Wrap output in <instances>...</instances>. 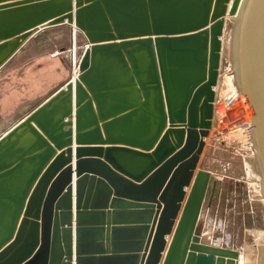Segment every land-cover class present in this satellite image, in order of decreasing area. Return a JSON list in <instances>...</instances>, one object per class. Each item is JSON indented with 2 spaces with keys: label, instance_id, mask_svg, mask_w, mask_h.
Returning a JSON list of instances; mask_svg holds the SVG:
<instances>
[{
  "label": "water",
  "instance_id": "water-1",
  "mask_svg": "<svg viewBox=\"0 0 264 264\" xmlns=\"http://www.w3.org/2000/svg\"><path fill=\"white\" fill-rule=\"evenodd\" d=\"M228 20L264 200V0H0V71L44 30L87 42L0 135V264H240L198 231Z\"/></svg>",
  "mask_w": 264,
  "mask_h": 264
},
{
  "label": "rangeland",
  "instance_id": "rangeland-1",
  "mask_svg": "<svg viewBox=\"0 0 264 264\" xmlns=\"http://www.w3.org/2000/svg\"><path fill=\"white\" fill-rule=\"evenodd\" d=\"M228 21L223 43L222 75L232 68L231 41L235 24ZM73 42V32L67 26L51 28L35 36L0 71V135L52 92L43 87L45 73L50 68L62 62L66 67L70 64L72 70L70 51L77 49L76 54L80 57L87 45L80 32L76 34V45ZM223 76L221 85L225 83ZM37 80L42 81L40 88ZM245 103H240L233 111L228 123H216L207 139L200 165L211 172L212 180L198 231L216 246L238 250L244 264H264L261 176L251 139L246 138L247 134L238 133L242 130L232 131L239 122L251 120V110Z\"/></svg>",
  "mask_w": 264,
  "mask_h": 264
},
{
  "label": "built area",
  "instance_id": "built-area-1",
  "mask_svg": "<svg viewBox=\"0 0 264 264\" xmlns=\"http://www.w3.org/2000/svg\"><path fill=\"white\" fill-rule=\"evenodd\" d=\"M80 62V57L73 60L72 58V70H73V75L75 73L78 74V63ZM225 78V83L221 85V82L219 81L218 86L215 88L216 91V101H215V106H214V125L219 124L221 122L223 123H228V119H230V116L232 115L233 111L235 110V107L238 106L240 103L246 102L245 98L243 95L240 94V92L237 90L233 89V85L235 83H232V75L233 71L232 69H227L226 72L223 74ZM222 76V71L220 73V79ZM231 78V83L227 80V77ZM233 84V85H232ZM232 87L233 91H228V93L224 94L225 91L227 90V87ZM224 109V113H221L220 110ZM247 134L248 138H251L250 135V129H251V120H244L242 122H239L236 124V126L232 127V131L238 132L241 130ZM222 132V131H221ZM222 137L224 136L223 133L220 134ZM225 137H228L225 135Z\"/></svg>",
  "mask_w": 264,
  "mask_h": 264
},
{
  "label": "crops",
  "instance_id": "crops-1",
  "mask_svg": "<svg viewBox=\"0 0 264 264\" xmlns=\"http://www.w3.org/2000/svg\"><path fill=\"white\" fill-rule=\"evenodd\" d=\"M69 29H71L69 26H67ZM49 30V29H48ZM43 32H46V30L40 32L38 35L42 34ZM226 32V31H225ZM76 35V33H74V36ZM87 47V46H86ZM70 55H71V51H70ZM71 57L74 59L77 58V54L76 56H72ZM70 65V64H69ZM68 65V67L64 66V64L61 62L59 63V65H56V67L54 68H50L48 70V72H46V77L43 80V87L47 88L46 90H49L48 92H50L52 90L51 93L48 94L47 97H49L56 89H58L59 87H61L65 82H67L71 77H72V70L70 68V66ZM40 82V83H39ZM37 83H39L37 86H39L40 84L42 85V81L37 80ZM41 86H39L40 88ZM45 97V99L47 98ZM45 99H43L41 102H43ZM40 102V103H41ZM39 103V104H40ZM38 104V105H39ZM37 105V106H38ZM36 106V107H37ZM33 110V109H32ZM30 112V111H29ZM27 114V113H26ZM75 148V147H74ZM74 165H75V151H74Z\"/></svg>",
  "mask_w": 264,
  "mask_h": 264
},
{
  "label": "bare ground",
  "instance_id": "bare-ground-1",
  "mask_svg": "<svg viewBox=\"0 0 264 264\" xmlns=\"http://www.w3.org/2000/svg\"><path fill=\"white\" fill-rule=\"evenodd\" d=\"M228 22H229V21H228ZM76 34H77V33H76ZM73 38H74L73 45H76V35L74 36V32H73ZM226 41H227V40H226ZM76 51H77V49H73V51L71 52V55H72V56H75ZM231 67L233 68V64H232ZM76 76H77V73H75V75H73V78L76 77ZM222 76H223V75H222ZM223 77H224V76H223ZM227 80L229 81V83H231V82H232V83H235L234 75H232V81H231V78H230L229 76L227 77ZM230 81H231V82H230ZM232 85H233V84H232ZM217 86H218V85H217ZM233 89L236 90V86H235V84L233 85ZM233 89H232V87H231V89H230V87L228 86V87H227V90H226L225 92L228 93V91H233ZM243 104H246V103H245V102L241 103V105H243ZM239 105H240V104H239ZM239 105H238V106H239ZM238 106H236L235 109H236ZM234 111H235V110H234ZM220 112H221V113H224V109H221ZM249 119H250V118H249ZM241 130H242V129H241ZM238 133H239L240 135H243V133H244V135H246L245 132H242V131H239ZM210 134H211V133H210ZM239 134H238V135H239ZM247 137H248V136H246V138H247ZM249 141H250V140H249ZM206 143H207V141H206ZM249 144H250V143H249ZM250 145H251V144H250ZM251 148H252V147H251ZM259 186H260V185H259ZM259 188H260V187H259ZM241 259H242V258L240 257V264H244V263H243V260H241Z\"/></svg>",
  "mask_w": 264,
  "mask_h": 264
}]
</instances>
